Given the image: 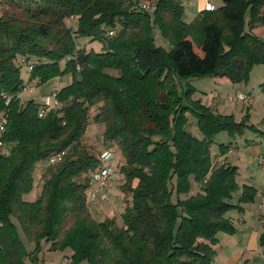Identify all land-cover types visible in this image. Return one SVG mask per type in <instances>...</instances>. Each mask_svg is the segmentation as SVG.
<instances>
[{"label":"trees","instance_id":"1","mask_svg":"<svg viewBox=\"0 0 264 264\" xmlns=\"http://www.w3.org/2000/svg\"><path fill=\"white\" fill-rule=\"evenodd\" d=\"M143 1L0 0L22 14L0 16V264H37L43 243L47 252L70 250L68 264H213L217 234L235 232L226 214L254 201L253 187H238L236 167L213 165L210 148L221 133L233 139L257 130L247 116L237 122L199 102L183 105L176 82L215 77L246 84L264 65L255 33L264 27V0H221L189 23L182 0H148L151 10L142 9ZM153 27L168 51L155 45ZM85 39L101 51L78 48ZM18 59L30 67L28 82ZM67 75L70 83L54 92L60 107L41 118V104L13 96L24 83ZM94 107L104 144L123 156L121 189L130 205L120 227L96 221L87 203L91 175L101 167V152L93 155L83 142ZM188 111L200 139L187 131ZM229 146L220 144V155ZM60 152L36 199L26 201L37 168ZM192 184L198 191L190 195ZM259 244L264 248V232Z\"/></svg>","mask_w":264,"mask_h":264},{"label":"rangeland","instance_id":"2","mask_svg":"<svg viewBox=\"0 0 264 264\" xmlns=\"http://www.w3.org/2000/svg\"><path fill=\"white\" fill-rule=\"evenodd\" d=\"M212 3L217 4V7L221 5V0H210ZM142 4H150V2L143 1ZM202 0H182V20L185 23H189L192 20H194L199 13L203 11L204 8H202V11L200 12V8L202 6ZM0 7L1 14L4 15H11L13 14L15 17H21V11L15 7L13 4L7 2V3H1ZM74 20L67 21V24L71 27H74ZM152 38L154 40V43L156 46L161 47L162 49L168 51L169 45L165 42V40L162 39L161 34L159 32V29L157 27H153L152 29ZM261 41L264 43V35L260 37ZM85 45L87 49H93L95 52H100L102 49V45L95 41L90 42L88 39L82 40V43H78L77 47ZM21 64L20 59L17 61V65ZM26 65V64H25ZM21 78L23 80H27L28 76V68L26 66L21 67ZM71 80L70 75L64 76L62 78H56L51 81H49L45 85L37 86L35 83H31V86L33 87V91L30 93L25 94L21 101L24 103L27 100L35 99L36 102H42L41 96L43 95H51L50 91H54V89L58 90L62 87L66 86L67 83H69ZM27 82V81H25ZM264 84V65L261 66H255L250 74L249 78L246 84H240V90L242 92L247 93V90L249 87L254 89V92L256 94L259 91L260 97L257 100V103H254V99L251 97L255 95L254 92L252 93V96L250 97L248 95V104L249 102H252V107L249 109V113L251 115V119L249 122V118L247 123H254L259 128H263L264 130V95L261 93L259 87L260 85ZM177 93L181 97V103L183 105H190L188 101L191 103L199 102L201 105L205 107H209L212 111L216 112L215 109H219L220 106H224V109L226 108H244V111H246L245 106L241 103L232 104L228 103L226 101V97L228 95H233L235 90H233V86L229 81L226 79H219L215 77H204V78H189L187 80L177 81ZM246 85L247 88L244 87ZM237 89V88H235ZM253 91L249 89L248 92ZM226 107V108H225ZM224 110V111H225ZM221 112L223 110H220ZM97 108L94 107L90 110L89 113V120H88V126L85 132V135L83 137L84 144L88 145V149L90 153L93 155H98L100 152H102L105 148H108L110 151H112L114 156V166H115V172L112 177V181L108 187V189L105 192L106 200L103 202H98L90 198V193L93 191L92 186L87 191V203L88 207L90 209V212L94 215V218L98 222L105 221L106 219L113 220L119 227L122 225V219L121 215L123 214L124 210L130 205V198L126 197L121 189V186L123 184V174L120 171V167L123 165V156L121 152L114 146L109 145L106 147L102 140V135L104 131V126L102 124L95 123L93 120V116L96 114ZM221 114V113H220ZM187 117V131L191 133L194 137L200 139L201 133L199 132L197 126H196V120L195 117L188 111L186 112ZM244 118V117H243ZM242 118V119H243ZM241 119V120H242ZM246 135L253 136L252 133L247 132ZM228 141V137L225 133H221L218 136L214 138V143L211 146V151H216L218 149V146L222 143H225ZM4 151L2 150L1 153ZM213 161V160H212ZM50 167H46L44 164H42L41 167L37 168L34 178H35V185L33 188V191L24 197L26 201H31L39 194L40 191V185L44 178V172H47V169ZM238 183L241 185V181L239 180ZM198 191V188L195 184H192L190 195L196 193ZM238 197V193L234 195L233 202L236 201L235 198ZM34 201V200H33ZM21 239L24 240L22 234L20 235ZM219 242L222 244L221 237L218 236ZM26 243V249L27 251H31L33 249V245ZM44 252L40 253L38 255L37 264H68L70 261V250H65L64 252H47L46 248L47 245L43 243ZM221 258L217 255V258L214 259L213 264H237V262H224L220 260ZM264 262V254H261L260 256L257 255V259L251 262L252 264H261ZM25 264H31L30 261L27 259L25 260ZM86 264V263H82Z\"/></svg>","mask_w":264,"mask_h":264},{"label":"crops","instance_id":"3","mask_svg":"<svg viewBox=\"0 0 264 264\" xmlns=\"http://www.w3.org/2000/svg\"><path fill=\"white\" fill-rule=\"evenodd\" d=\"M202 3L203 4L200 8V12L202 11V8L205 7V0H202ZM209 3L212 6L217 7V4L212 3L210 0ZM255 33L258 35V37H262L264 35V27L257 28ZM24 81L27 80L25 79ZM69 83H67V85ZM232 85H234L232 88L235 90V92H242L239 89L241 86L240 84ZM244 87L247 88L246 85H244ZM249 89L253 91L248 92ZM58 90H51L50 93L57 92ZM251 92H254V89L249 87L246 94H249L251 97ZM254 93L255 95L252 96L251 99L253 98L255 100L254 103H257L260 94L259 91L257 94L256 92ZM261 93L264 95V92L261 91ZM45 96L47 95L41 96L40 99L43 100ZM30 100L36 101L35 99ZM42 102L38 103L42 105ZM242 105L245 106L246 111H244V108L228 109L226 107L225 110L224 106H220L219 109L215 110L216 113H221V115H232L237 122L241 121L243 117L247 116L250 122L252 119L249 109L252 107V102ZM220 110L223 111L221 112ZM249 122L247 124L254 126L257 131L247 130L242 136H237L233 139L227 136L228 141L222 143L224 145L230 143L229 151L226 154L220 155L218 149L212 152L210 148L211 158L213 160L212 163L215 167H218L222 164H229L236 167L237 175L235 181L238 187L241 188L243 186H250L256 191L254 201L252 203L242 205V212L234 210L226 214V217L231 221L235 232L232 235L218 233L216 236L217 244L213 247L215 250L214 259L217 258L218 255L223 263L237 262V264H252L251 262L257 259V255L260 256L261 254H264V248L259 244L260 235L264 232V170L260 168L258 163L259 156L264 155V130L262 127L259 128L256 124ZM247 132L252 133L253 136L246 135ZM239 180L242 182L241 185L238 183ZM239 195L240 192H238V197ZM238 197L235 198L236 201L233 202L234 205L236 204ZM33 200H35V198ZM91 215L94 218L92 213ZM218 236L221 237L222 244L219 242ZM261 264H264V262Z\"/></svg>","mask_w":264,"mask_h":264},{"label":"built area","instance_id":"4","mask_svg":"<svg viewBox=\"0 0 264 264\" xmlns=\"http://www.w3.org/2000/svg\"><path fill=\"white\" fill-rule=\"evenodd\" d=\"M206 4L204 7V11H213L215 9L214 6H212L209 3V0H205ZM154 4H143L142 9L144 10H151L153 8ZM112 33H109L111 35ZM23 66L25 65V62L21 60ZM30 70V67L28 68ZM33 91V87L30 83H24L23 86L20 88L19 91H17L13 96L17 99H21L25 94L30 93ZM2 97L5 99V102L8 103L10 100V97L3 94ZM248 95L243 92H234L233 95H228L226 97V101L228 103L232 104H246L248 102ZM60 107L59 102L55 98V93H51V95H47L43 98L42 102V108L39 112V117H43L49 110H55ZM4 118L0 115V153L3 150V132H4ZM64 157V153H55L50 155L47 160L45 161L46 167H53L57 164H59ZM99 159L101 161V167L92 173L91 175V182H92V189L93 191L90 193V198H92L95 201L103 202L106 200L105 192L108 189L113 174L115 172V166H114V156L112 151L109 149H104L99 156ZM259 166L262 170H264V155L259 156L258 158Z\"/></svg>","mask_w":264,"mask_h":264}]
</instances>
